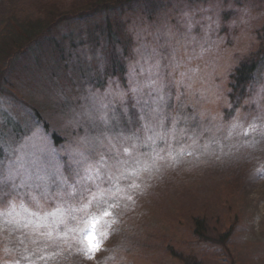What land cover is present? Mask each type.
Instances as JSON below:
<instances>
[{
  "label": "rangeland",
  "instance_id": "1",
  "mask_svg": "<svg viewBox=\"0 0 264 264\" xmlns=\"http://www.w3.org/2000/svg\"><path fill=\"white\" fill-rule=\"evenodd\" d=\"M188 1L153 18L128 11L125 82L70 106L71 120L35 100L59 145L1 85L0 127L31 126L0 162L3 264H184L190 253L193 264H264V75L225 112L229 74L264 40V0ZM19 5L0 0V31L45 6L22 0L25 15H12ZM7 48L0 34V59ZM129 109L138 123L124 128Z\"/></svg>",
  "mask_w": 264,
  "mask_h": 264
},
{
  "label": "trees",
  "instance_id": "2",
  "mask_svg": "<svg viewBox=\"0 0 264 264\" xmlns=\"http://www.w3.org/2000/svg\"><path fill=\"white\" fill-rule=\"evenodd\" d=\"M182 1L74 0L72 4L60 3L54 7L49 0H44L43 10L50 7L49 11L42 10L35 18L25 17L21 23L14 22L13 17L5 21L0 34L6 37L8 48L0 59V88L1 85L10 87V95L23 108L28 109L23 115L25 120L34 118L40 121L52 143L59 145L63 137L57 129L51 128L38 104L46 111L60 115L63 113V119L71 120L68 110L70 106L89 103L85 97L95 96L97 91H103L115 80L125 82L135 46L134 35L129 30V17L126 16L128 11L137 10V6L143 7L148 9L147 18H153L169 9L181 10L183 6L188 8L185 5L190 1ZM19 2L20 9L12 7V15L15 12L20 16L25 15L24 11L27 9L21 5L22 0ZM73 19H77L74 22L76 26L72 25ZM63 22L66 23L62 24ZM18 65L24 68H18ZM263 75L264 40L256 50L243 57L229 74L227 97L230 108L225 110L227 115L243 105L252 92L254 82L261 80ZM112 114L117 113L113 111ZM121 116L118 118L124 128L131 120L133 123L136 121L135 126L138 123V115L134 109H129L126 114L123 112ZM68 125L70 126L69 123ZM5 126L7 129H4ZM30 127L23 132L8 125L7 120L5 122L3 119L0 127V162L19 149L26 136L31 133ZM113 135L118 136L119 132ZM3 190L4 188L0 189L1 194ZM194 222L195 235L199 240L207 241L204 220L195 218ZM195 258L190 253L181 257V260L184 264H193ZM0 264H3L1 259Z\"/></svg>",
  "mask_w": 264,
  "mask_h": 264
},
{
  "label": "snow or ice",
  "instance_id": "3",
  "mask_svg": "<svg viewBox=\"0 0 264 264\" xmlns=\"http://www.w3.org/2000/svg\"><path fill=\"white\" fill-rule=\"evenodd\" d=\"M105 214L107 215V213H105ZM88 239H89V242H90V244H91L92 237H88Z\"/></svg>",
  "mask_w": 264,
  "mask_h": 264
}]
</instances>
